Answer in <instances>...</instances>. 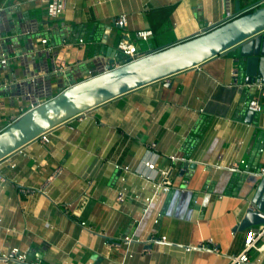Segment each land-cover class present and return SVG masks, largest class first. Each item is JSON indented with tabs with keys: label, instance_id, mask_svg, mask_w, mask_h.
<instances>
[{
	"label": "crops",
	"instance_id": "crops-1",
	"mask_svg": "<svg viewBox=\"0 0 264 264\" xmlns=\"http://www.w3.org/2000/svg\"><path fill=\"white\" fill-rule=\"evenodd\" d=\"M258 1L66 0L61 15L50 18L45 0H0V54L12 58L8 80L35 75L47 99L101 70L106 53L115 49L121 58L123 35L134 41L137 30L150 29L148 41L135 40L137 49H157ZM121 14L122 28L115 24ZM57 59L62 66L54 72ZM233 71L230 55H218L68 119L48 131L49 142L36 138L2 159L0 250L17 246L42 264H229L248 229L236 227L258 178L248 170L264 159V94L234 85ZM1 94L3 128L29 101L13 89ZM250 97L261 110L246 117ZM146 159L155 163L153 180L142 176ZM115 163L131 171H117ZM162 169L172 184L144 212L141 198L152 195ZM154 235L169 242L149 241ZM125 236L133 237L130 256ZM208 239L218 252L183 248ZM248 255L264 264V238Z\"/></svg>",
	"mask_w": 264,
	"mask_h": 264
},
{
	"label": "water",
	"instance_id": "water-1",
	"mask_svg": "<svg viewBox=\"0 0 264 264\" xmlns=\"http://www.w3.org/2000/svg\"><path fill=\"white\" fill-rule=\"evenodd\" d=\"M113 49H111L112 51ZM116 50L106 53L105 69L71 81L53 96L32 106L0 131V161L69 118L130 91L229 54L236 81L264 84V5L237 12L173 44L151 49L140 58L113 67ZM245 88V86H243ZM256 88V86H254ZM247 110L246 117L254 115ZM182 169V173H184ZM244 217L237 229L264 224V174L258 175Z\"/></svg>",
	"mask_w": 264,
	"mask_h": 264
},
{
	"label": "built area",
	"instance_id": "built-area-1",
	"mask_svg": "<svg viewBox=\"0 0 264 264\" xmlns=\"http://www.w3.org/2000/svg\"><path fill=\"white\" fill-rule=\"evenodd\" d=\"M45 1H46V7H45L46 15L50 18H54V17L61 15V13L64 11L66 7V0H45ZM263 5H264V0H259L255 5H253L250 8H255V7L263 6ZM115 24L120 28L125 27L126 16L124 14L119 15L117 19L115 20ZM152 35H153L152 30L140 29L135 32L134 38L135 40L148 41V39L152 37ZM135 40L133 41L127 35H123L120 37L117 43V51L121 55V58H118L117 52H116L115 60L112 64L113 67H117L121 65L125 61V59H128L129 61L136 60L150 51V50L144 51V52L139 51L137 49ZM40 42L47 43V37H40ZM46 49L47 51L48 50L51 51V47H47ZM11 60L12 58L9 55L5 53L0 54V108L3 107L1 93L10 91V89L17 91L19 94L18 98L29 101V104L26 105V107L19 105L17 109L18 112L9 118L8 124L14 121L26 109L31 107L34 101L41 103L44 100H46L42 97L47 92L46 88L39 89V87H37L35 75H32L28 77L27 79H15L14 81L8 80L6 77V71H7L8 64ZM61 66H62V60L60 59H57L55 61L53 60L52 70L54 72L60 71ZM105 68L106 67L103 66L101 70H104ZM94 73L96 72L89 71L88 75L85 78L90 77ZM232 75L234 78V85H237L239 87L245 86V88L247 89H252L254 88V86H256V88H258L261 91V94H264V84L262 85L260 83H249V84L239 83L238 81H236L237 80L236 74L232 72ZM244 106L246 110H252L254 112H258L261 110V104L259 102V99L256 97L248 98L244 102ZM72 118H69V120H71ZM3 128H0V131ZM48 131L42 132L37 137L40 139L42 143L49 142ZM154 145H155L154 143H151L149 147L154 148ZM21 148L17 149L15 152L22 153ZM169 159L170 160H181L185 162L188 160L187 157L176 156V155H169ZM143 164H144V167L147 168L148 172L147 173L143 172L142 176L148 180H153L154 178L152 175V171H155V163L151 161L150 159H146L143 161ZM214 166L218 167V165H214ZM114 167L116 168L117 171H123L124 173L131 171V167L129 165H120L118 163H115ZM230 167L232 170H237V171L239 170L238 166L235 164L231 165ZM159 173L161 175V178H159V180L153 183L154 191L152 195L141 198L144 203V207H145L144 212L147 211L149 205L153 202L154 198L159 194V192L168 190L172 184V181L169 176V169L159 170ZM248 173L256 174V175H263L264 174V159H263L262 164H260L256 170H248ZM120 179L124 181L125 177L122 175ZM122 197H123V192L119 191L117 198L121 200ZM134 197L139 198L138 195H135ZM154 222H158L157 217L154 219ZM81 224L83 225L84 222H81ZM263 238H264V224H259V225L248 228L246 230V234L244 237L242 251L238 255H231L229 264H258L260 262L259 259H256L255 261H251L248 253L250 249H252L256 245V243ZM132 240H133L132 236H125L123 239V244L125 245V255H127V253L129 256L131 255L130 253L131 251L129 247H130ZM149 241L169 242L167 241L166 236L164 235H161V236L154 235L153 237L149 238ZM183 248L186 251H189L191 249H206V250H210L213 252H218V248L216 247V244L211 239H208L207 244L202 243L195 247L191 245H185L183 246ZM0 261L2 262V264H42V260L39 258L30 260L27 255V251L22 250L17 246H12V247H9L8 249L0 250Z\"/></svg>",
	"mask_w": 264,
	"mask_h": 264
},
{
	"label": "trees",
	"instance_id": "trees-1",
	"mask_svg": "<svg viewBox=\"0 0 264 264\" xmlns=\"http://www.w3.org/2000/svg\"><path fill=\"white\" fill-rule=\"evenodd\" d=\"M252 9H253V8H250V9H248V11H249V10H252Z\"/></svg>",
	"mask_w": 264,
	"mask_h": 264
}]
</instances>
